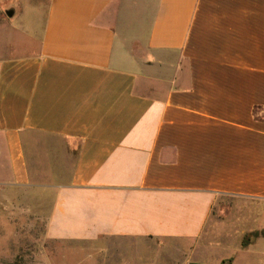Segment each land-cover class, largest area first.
Returning <instances> with one entry per match:
<instances>
[{
	"label": "crops",
	"instance_id": "crops-1",
	"mask_svg": "<svg viewBox=\"0 0 264 264\" xmlns=\"http://www.w3.org/2000/svg\"><path fill=\"white\" fill-rule=\"evenodd\" d=\"M41 2L0 0V185L99 264H264V0Z\"/></svg>",
	"mask_w": 264,
	"mask_h": 264
},
{
	"label": "rangeland",
	"instance_id": "rangeland-1",
	"mask_svg": "<svg viewBox=\"0 0 264 264\" xmlns=\"http://www.w3.org/2000/svg\"><path fill=\"white\" fill-rule=\"evenodd\" d=\"M44 1L33 0L34 3ZM13 36L15 46L6 51L8 55L24 50L18 31ZM47 210L34 191L0 185V264H99L98 245L93 247L83 242L56 241L47 237ZM207 235L193 254L168 245L159 250L154 264H195L192 262L196 261L218 264L220 258L239 256L232 245L237 237L235 231H218L215 243H212L211 234ZM221 264H230V261L226 259Z\"/></svg>",
	"mask_w": 264,
	"mask_h": 264
},
{
	"label": "trees",
	"instance_id": "trees-1",
	"mask_svg": "<svg viewBox=\"0 0 264 264\" xmlns=\"http://www.w3.org/2000/svg\"><path fill=\"white\" fill-rule=\"evenodd\" d=\"M260 236H264V232L260 233V232H255L250 234L249 236H247L243 242L244 246H247L248 244H250L254 239L260 237Z\"/></svg>",
	"mask_w": 264,
	"mask_h": 264
}]
</instances>
